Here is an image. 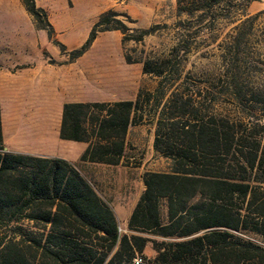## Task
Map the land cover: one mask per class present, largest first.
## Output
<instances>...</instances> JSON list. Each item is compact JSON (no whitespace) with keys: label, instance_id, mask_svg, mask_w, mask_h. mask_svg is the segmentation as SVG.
I'll return each mask as SVG.
<instances>
[{"label":"trees","instance_id":"16d2710c","mask_svg":"<svg viewBox=\"0 0 264 264\" xmlns=\"http://www.w3.org/2000/svg\"><path fill=\"white\" fill-rule=\"evenodd\" d=\"M20 2L65 54L46 11L35 0ZM200 2L210 9L225 0H178L177 11L188 4L192 15L202 10L194 7ZM125 22L137 21L112 9L102 13L67 62L83 56L101 32H120L123 45L155 31L131 33ZM166 68L146 61L142 70L161 77ZM142 96L63 104L59 138L87 144L80 162L122 164L128 130L143 121L150 100L145 94L142 103ZM199 112L177 95L157 112L153 149L170 160L169 171L143 175V191L126 224L129 234H120L113 209L75 164L5 149L0 105V264H134L149 242L156 255L148 264H264V245L240 237L264 240V127L256 138L250 127Z\"/></svg>","mask_w":264,"mask_h":264},{"label":"rangeland","instance_id":"374dc122","mask_svg":"<svg viewBox=\"0 0 264 264\" xmlns=\"http://www.w3.org/2000/svg\"><path fill=\"white\" fill-rule=\"evenodd\" d=\"M177 1L35 0L65 46L62 54L20 0H0V105L9 146L66 156L81 144L44 136L56 133L63 104L135 101L140 93L144 103L150 94L143 121L128 130L122 164L73 163L113 209L120 234H129L126 224L144 188L143 175L169 171L170 160L153 149V142L157 112L172 96L191 100L199 116L250 127L256 138L264 127V0H225L210 9L200 2L194 7L202 10L192 15L188 4L178 13ZM110 9L137 21L125 22L131 33L155 27L154 33L122 45L120 32H101L83 56L68 63L70 51L86 41L99 16ZM146 61L155 69L166 65L164 74H144ZM16 123L21 128L9 129ZM161 212L165 216L164 203ZM240 237L264 245L257 236ZM152 247L149 242L136 256L142 264L155 258Z\"/></svg>","mask_w":264,"mask_h":264},{"label":"crops","instance_id":"0c3cea01","mask_svg":"<svg viewBox=\"0 0 264 264\" xmlns=\"http://www.w3.org/2000/svg\"><path fill=\"white\" fill-rule=\"evenodd\" d=\"M76 102H83V101H80L79 100V101H76ZM15 113H16V115H18L20 113V111H19L18 108L15 109ZM3 117L4 116H3V111H2V134H3L4 144L6 146L5 149L7 151L14 152V153H22V154L35 155V156H45V157H51V158H61V159H65V160H67L69 162L76 163V162L79 161V158H80L81 154L83 153V151L87 147V145L85 143H82V142H74V143H77V144H81V146L79 148H77L76 150L74 149L73 152H70L71 150L69 149L70 151H68L66 153V156L60 157L59 155L55 156V155H52L50 153H47L46 150H43V149H41V150L27 149L24 146L22 148H20L18 145L15 146V144H13V146H9V144L6 141V132H5V124H4V118ZM19 128H21L20 125H19V123H16L14 125V127L12 126L9 129H14V130L16 129V130H18ZM35 128H36V130L39 131V128L38 127H35ZM58 134H59V127H58L56 133L54 134V136H50V135H44V136L48 137L49 140L50 139H54L56 142H58L59 140H61V139H59V135ZM33 136L34 137H38V134L33 135ZM62 141H64V140H62ZM71 146H73V145H71ZM94 180H96V179H94ZM142 191H143V188L141 189V192Z\"/></svg>","mask_w":264,"mask_h":264},{"label":"built area","instance_id":"2783aa9c","mask_svg":"<svg viewBox=\"0 0 264 264\" xmlns=\"http://www.w3.org/2000/svg\"><path fill=\"white\" fill-rule=\"evenodd\" d=\"M119 232H120V230H119ZM133 262H134V264H142V259L141 258H135Z\"/></svg>","mask_w":264,"mask_h":264}]
</instances>
